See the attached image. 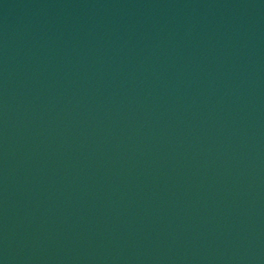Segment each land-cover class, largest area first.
Returning a JSON list of instances; mask_svg holds the SVG:
<instances>
[{
	"label": "water",
	"instance_id": "water-1",
	"mask_svg": "<svg viewBox=\"0 0 264 264\" xmlns=\"http://www.w3.org/2000/svg\"><path fill=\"white\" fill-rule=\"evenodd\" d=\"M0 264H264V0H0Z\"/></svg>",
	"mask_w": 264,
	"mask_h": 264
}]
</instances>
